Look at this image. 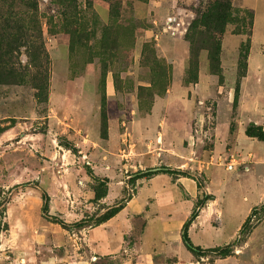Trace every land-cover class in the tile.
<instances>
[{
    "label": "rangeland",
    "instance_id": "rangeland-1",
    "mask_svg": "<svg viewBox=\"0 0 264 264\" xmlns=\"http://www.w3.org/2000/svg\"><path fill=\"white\" fill-rule=\"evenodd\" d=\"M76 1L80 21L69 26L59 14L60 0H0V264H58L57 233L95 226L123 206L139 181L148 179L137 175L156 168L148 154L143 158L132 150L135 143L147 150L153 144L136 141L134 120L150 113L156 98L184 88L190 102L186 138L163 133L154 143L161 146L169 138L176 143L183 135L192 159L180 171L197 177L203 187L199 201L207 198L208 214L200 223L208 230L198 233L208 237L204 233L215 229L220 247L233 245L228 257L210 261L264 264V101L262 95L249 101L246 94L249 62L264 61L261 46L252 51L253 13L232 3L225 32L242 42L236 51L233 38V50L224 56L221 51L218 75L208 66L212 82L195 88L200 57L191 73L189 59L183 72L161 57L157 42L144 37L152 27L143 19L146 10L135 15L131 1L124 7L115 0L114 9L107 2L109 16L103 20L94 0ZM210 1L183 6L189 12L184 37ZM75 29L81 37L70 46L69 31ZM93 64L95 72L87 74ZM107 75L115 114L107 103ZM194 75L196 83H189ZM253 79L260 91L264 77ZM110 122L119 147L106 150ZM119 190L120 197L104 201ZM43 192L49 197L46 215ZM96 193L104 198L97 201ZM81 220L83 227L67 226Z\"/></svg>",
    "mask_w": 264,
    "mask_h": 264
},
{
    "label": "crops",
    "instance_id": "crops-1",
    "mask_svg": "<svg viewBox=\"0 0 264 264\" xmlns=\"http://www.w3.org/2000/svg\"><path fill=\"white\" fill-rule=\"evenodd\" d=\"M119 1L124 7L131 1L135 15H143V10L147 11L143 19L152 23V27L144 30V37L157 42V50L161 57L171 64H177L184 72L189 59V44L185 41V29L182 26L188 21L189 12L183 6L190 0H149L146 3L139 0ZM232 3L253 13L252 51L261 46L264 57V0H232ZM93 6L103 20L109 16L107 2L94 0ZM150 10H153V14ZM169 20L174 21L172 22L174 24H170ZM169 27L170 30L167 29ZM233 38L237 41V51L242 42L241 37L230 35L227 31L224 33L221 40L223 56L226 49L233 50L231 44ZM199 57V82L195 84V88L213 80L206 74L209 66L208 53L203 51ZM94 65L85 69L87 74L91 70L95 72ZM254 76L256 81L259 77H264V61L249 62L246 70L247 100L255 101L257 95H262L264 101V85L260 91L255 89L257 84L254 83ZM105 82L107 103L111 112L116 99L109 75L105 76ZM187 92V88L176 93L167 91L163 98L154 100L150 113L134 120L133 133L137 137L136 141L145 142L149 139L153 140V144L148 146L152 149L147 150L140 143H135L132 150L143 158L148 154L153 167H156L154 169L164 167L181 170L185 166H190L189 160L192 157L188 154L189 150L182 145V139L188 134L184 125L189 118L190 102ZM250 108L256 109L254 106ZM116 112V116L120 117L121 112L119 110ZM262 113L264 115V112ZM163 133L183 134L184 137L178 136L176 143L169 138L167 143L159 146L154 141L157 142L159 139L157 136ZM115 140L117 141V132L113 130L110 122L109 142L102 145L103 149L118 148L119 144L114 145ZM205 176L214 177L207 173ZM120 195V190L114 194L109 192L104 201H113ZM199 195L197 184L190 177L157 174L145 181H139L135 194L124 203L114 217L99 225L71 232L68 236L61 232L57 233L55 246L60 250L55 261L58 264H221L216 259H212L211 262L213 258L211 256H195L185 247L182 240L183 226L199 202ZM207 209L206 205L203 206L187 232L193 246L203 250L221 245L220 232L215 229H209L207 234L204 233L208 237L198 233L208 230L200 223L203 214H208Z\"/></svg>",
    "mask_w": 264,
    "mask_h": 264
},
{
    "label": "trees",
    "instance_id": "trees-1",
    "mask_svg": "<svg viewBox=\"0 0 264 264\" xmlns=\"http://www.w3.org/2000/svg\"><path fill=\"white\" fill-rule=\"evenodd\" d=\"M59 6L62 8V11L59 13L60 16L63 18V23L67 24L69 26L74 25L75 23H78L80 13L77 6L76 0H60ZM108 2L112 9L115 8L113 5L115 3V0H103ZM113 5V6H112ZM232 7V0H212L207 3L205 9L203 12H199L196 15V19L190 24V27L188 29V32L185 36L186 41L189 43V73H191L193 66L198 64V58L201 52L205 51L208 53V61L211 71L213 72V75H218L219 66H220V54H221V39L225 33L226 26L231 21V8ZM114 19V18H113ZM200 28L202 29L201 31ZM103 30V35H104ZM70 35V46L74 45V39L77 37V39H80L81 34H79L78 30L69 31ZM239 35V34H238ZM27 45H30V43L27 42ZM216 67V70L214 71V67ZM191 81L189 83H196L197 76H191ZM157 174H168V175H177V176H184V177H190L192 178L196 184L197 188L201 190L203 187L201 183L198 181L197 177L194 178L193 176H190L189 174H184L180 170H173L169 168L161 167L159 169H151L143 173H139L136 177V179L140 178H150ZM96 200H100L104 198V196L98 195L96 193ZM43 200V208L42 212L43 214L48 213V202L49 197L46 193L43 192L42 195ZM207 201L206 196L203 198L202 201H199L197 205L195 206L191 216L188 218L186 223L183 226L182 231V240L185 245V247L193 253L195 256L198 257H217V258H225L228 257L231 253V249L233 247L232 244L226 245L224 247H216L211 249H201L199 247L193 246L191 243L189 237H188V228L190 224L197 218V216L200 213V210L203 208ZM123 206H119L118 208L112 210L111 212L107 213L103 218L99 219L96 225H99L110 218L114 217L117 212L122 208ZM264 207V206H263ZM250 218V217H249ZM247 219V221L249 220ZM56 220V219H53ZM57 222L62 225L63 227H66L65 223L62 221L57 220ZM246 223L243 225L242 230H244ZM85 225V221L81 220L78 223L67 225L68 227L73 228H80ZM240 231L239 235H242L244 231Z\"/></svg>",
    "mask_w": 264,
    "mask_h": 264
},
{
    "label": "built area",
    "instance_id": "built-area-1",
    "mask_svg": "<svg viewBox=\"0 0 264 264\" xmlns=\"http://www.w3.org/2000/svg\"><path fill=\"white\" fill-rule=\"evenodd\" d=\"M172 22H173L172 20H169V23H170V24H172ZM168 29L170 30L171 27H169ZM173 31H174V30H173ZM227 168H228V170H232V168H233L232 163L228 164V165H227Z\"/></svg>",
    "mask_w": 264,
    "mask_h": 264
}]
</instances>
